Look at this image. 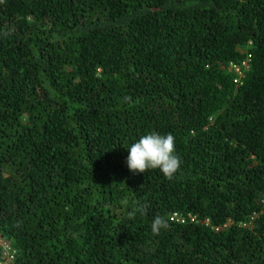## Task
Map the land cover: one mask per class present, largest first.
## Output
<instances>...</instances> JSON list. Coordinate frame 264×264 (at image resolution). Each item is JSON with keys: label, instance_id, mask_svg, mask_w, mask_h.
<instances>
[{"label": "trees", "instance_id": "1", "mask_svg": "<svg viewBox=\"0 0 264 264\" xmlns=\"http://www.w3.org/2000/svg\"><path fill=\"white\" fill-rule=\"evenodd\" d=\"M151 132L171 180L128 168ZM0 237V264H264V0H0Z\"/></svg>", "mask_w": 264, "mask_h": 264}, {"label": "clouds", "instance_id": "2", "mask_svg": "<svg viewBox=\"0 0 264 264\" xmlns=\"http://www.w3.org/2000/svg\"><path fill=\"white\" fill-rule=\"evenodd\" d=\"M130 101L131 97H125ZM129 155L127 165L134 174L146 173L149 169H159L163 175L171 180L181 169V157L176 152L175 137L168 133L161 135L158 132H151L139 138L138 142L133 143L127 148ZM143 206L137 208L135 212L143 213ZM169 222L165 217L157 215L151 224L154 235H158L162 229H167Z\"/></svg>", "mask_w": 264, "mask_h": 264}, {"label": "built area", "instance_id": "3", "mask_svg": "<svg viewBox=\"0 0 264 264\" xmlns=\"http://www.w3.org/2000/svg\"><path fill=\"white\" fill-rule=\"evenodd\" d=\"M249 64H248V60L247 61H243L242 64H235V63H231V68L234 70V72L237 74L236 76V80L235 82H241L242 79L245 78V72L249 70ZM173 218L178 220V214H174ZM14 253V252H13ZM12 254H8V256L12 257Z\"/></svg>", "mask_w": 264, "mask_h": 264}, {"label": "rangeland", "instance_id": "4", "mask_svg": "<svg viewBox=\"0 0 264 264\" xmlns=\"http://www.w3.org/2000/svg\"><path fill=\"white\" fill-rule=\"evenodd\" d=\"M249 71V70H248ZM0 245L5 247V251L7 252V254H12L14 251L12 250V246L9 242L4 241L1 237H0Z\"/></svg>", "mask_w": 264, "mask_h": 264}]
</instances>
